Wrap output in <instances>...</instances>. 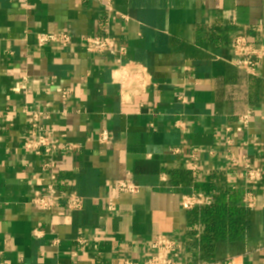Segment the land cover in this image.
<instances>
[{
  "label": "crops",
  "instance_id": "0c3cea01",
  "mask_svg": "<svg viewBox=\"0 0 264 264\" xmlns=\"http://www.w3.org/2000/svg\"><path fill=\"white\" fill-rule=\"evenodd\" d=\"M107 1L0 0V264H143L158 234L187 253L182 197L202 191L228 157L264 168V59L252 76L233 52L244 33L264 47V0H112V11ZM62 31L71 46H38L37 34ZM108 32L124 53L87 52V36ZM33 111L77 146L56 153L52 173L62 195L83 196L81 210L31 202L52 182L50 157L24 146ZM248 111L250 126L239 131ZM103 131L109 144L99 142ZM194 154L196 172L187 164ZM129 174L136 194L118 190ZM225 174L230 188H243L239 168ZM257 201L247 239L219 243L212 261L264 264V184Z\"/></svg>",
  "mask_w": 264,
  "mask_h": 264
},
{
  "label": "built area",
  "instance_id": "2783aa9c",
  "mask_svg": "<svg viewBox=\"0 0 264 264\" xmlns=\"http://www.w3.org/2000/svg\"><path fill=\"white\" fill-rule=\"evenodd\" d=\"M105 6L110 9V11L114 10L112 9V0H108ZM84 43L87 52L91 54H116L117 52H125L124 48L118 49L116 38L113 34H111V32H108L105 36H87L84 39ZM37 44L41 48L49 45H57L58 47L67 48L73 44V36L69 31L39 33L37 34ZM233 50L234 55L236 56L235 65L237 68L242 71L244 70V72L249 75L256 76L258 68L264 59V47L256 46L250 42L249 36L244 33L235 37L233 41ZM251 117L252 112L248 111L239 118V131L247 130L249 128ZM29 119L30 131L28 139H26L24 143L25 149L37 155L44 154L50 157L49 161L45 164V168L51 172L50 174L52 176V182L47 184L44 191H37L34 193L31 199L32 204L38 206L44 211L53 212L57 203L64 200L65 207L68 211L74 212L81 210L84 205L83 196H80L76 192H70L67 195H62L55 185L57 175L52 173L54 167L56 166V153L59 151H72L77 146L71 143H64L61 139L54 136L52 132L45 130L41 123L42 115L40 112H31ZM230 130V128H227L228 132H230ZM99 140L101 144H109L112 137L107 131H103L99 136ZM226 144H228L227 146H229V148L235 145L231 137L227 138ZM228 158V168L222 169L221 172L225 173L228 169L234 168L240 169L239 176L245 182L242 188L244 191L242 203L246 209L251 210L256 208L258 202L257 190L264 184V168L253 165L254 163H252L248 156H243L242 158L231 156ZM197 160L198 158L195 154L191 155L190 159L187 160V164L192 167L194 172L198 170L195 163ZM231 189H234V186ZM118 190L120 193L136 194L139 192L140 186L129 174L126 179L119 181ZM182 199V208L188 211H193L197 208H201L202 206H209L214 201L212 195L203 190L195 192L191 195H185ZM107 209L110 212H115L117 210L113 198H108ZM34 235L38 237L40 235V231L34 230ZM78 241L82 248H85L88 245V239L85 237L79 238ZM151 248L152 251L143 264H188L182 260L178 240L171 236H164V234L156 235L153 239ZM124 264L135 263L131 260H126ZM203 264L217 263L209 261ZM228 264L241 263L239 262L238 257H232L229 259Z\"/></svg>",
  "mask_w": 264,
  "mask_h": 264
},
{
  "label": "trees",
  "instance_id": "16d2710c",
  "mask_svg": "<svg viewBox=\"0 0 264 264\" xmlns=\"http://www.w3.org/2000/svg\"><path fill=\"white\" fill-rule=\"evenodd\" d=\"M227 181L226 174L219 172L210 174L203 184V190L212 195L214 201L190 213L187 253L179 244L184 262L207 263L214 259L219 243L239 244L247 239L250 211L242 203L244 191L229 188Z\"/></svg>",
  "mask_w": 264,
  "mask_h": 264
}]
</instances>
